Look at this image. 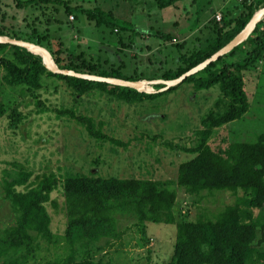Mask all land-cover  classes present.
<instances>
[{
    "label": "trees",
    "instance_id": "obj_1",
    "mask_svg": "<svg viewBox=\"0 0 264 264\" xmlns=\"http://www.w3.org/2000/svg\"><path fill=\"white\" fill-rule=\"evenodd\" d=\"M17 11L46 6L63 7L66 13L82 14L96 27L105 26L111 32L134 31L131 24L116 17L113 8L96 4L87 8L71 5L64 0H12ZM3 0H0V11ZM160 9L178 7L198 0H154ZM264 7V0H241L239 13L230 10L216 16L205 25L207 35L177 58V67L163 72L161 80L173 81L192 68L209 59L231 42L252 20L255 11ZM33 10V8L31 9ZM55 11L58 9H54ZM34 11V10H33ZM58 13V11H57ZM0 36L26 41L44 47L50 53L56 67L73 73L94 74L139 81V77L123 76L121 66L105 69L106 61L94 60L84 53L64 48L63 41L54 45L47 29L39 31L35 20L28 24L31 32H15L1 23ZM26 19V17H24ZM200 31V30H199ZM156 36L171 42L170 33L157 32ZM133 41L134 35L127 38ZM119 34V41L125 43ZM122 43V45H123ZM180 50L185 42L174 44ZM264 58V18L245 42L228 54L211 63L202 71L189 76L181 83H192L196 90L219 86L220 97L202 117L197 132V144L183 148L194 156L178 167L176 180L155 181L140 178L104 177L93 173H66L63 178L56 174H43L28 184L31 173L18 171V177L4 180L6 199L16 215L15 223L0 231V264H143L137 261L120 263L111 258L96 259L89 248L95 243L121 238L120 217H134L139 224H176V239L173 253L166 264H260L264 260V134L254 142H230L225 147L214 149L210 140L218 128L242 118L249 110L244 72ZM2 81L10 87H25L28 92L42 88L44 77L62 80L80 95L100 91L127 103H136L144 98H153L172 91L179 84L157 92L138 91L132 88L104 82L81 79L50 71L42 58L23 46L0 42V73ZM158 88H166L162 82ZM24 94L25 91L21 89ZM35 94V93H32ZM70 119L85 127L91 137L112 144L118 140L102 132L92 118L74 110L62 111ZM5 107L0 103V116ZM11 127L17 128L22 119L19 111L10 114ZM60 185L65 198L67 224L63 235L51 230V217L46 203ZM17 187H24L18 190ZM198 200L205 194L229 192L235 196L231 204L216 213L200 212L193 220L176 221L174 207L178 190ZM258 211V213H257ZM102 247H97L100 251ZM45 253L42 255V251ZM61 251V252H60Z\"/></svg>",
    "mask_w": 264,
    "mask_h": 264
},
{
    "label": "rangeland",
    "instance_id": "obj_2",
    "mask_svg": "<svg viewBox=\"0 0 264 264\" xmlns=\"http://www.w3.org/2000/svg\"><path fill=\"white\" fill-rule=\"evenodd\" d=\"M64 1L87 8L94 5V1L106 9L112 7L116 17L131 24L134 31L118 33L105 26L96 27L84 15L66 13L59 5L44 7L46 17L41 14L42 7L17 11L12 0H3L1 4L0 13H4L1 23L15 32H31L28 24L38 16L42 21H34L36 28L47 29L55 46L61 40L69 51L106 61L105 69L122 65L123 76L133 79L137 76L139 81L146 82L144 86L151 87L147 90L155 92L167 90L158 88L161 75L177 67L179 54L197 47V38L202 42L206 37L205 22L212 18L213 12L224 13L228 9L237 15L241 3V0L226 4L227 0H198L196 5L185 2L178 7L160 9L154 0ZM197 25L200 31L196 30ZM159 31L172 34L173 40L165 42L156 36ZM119 34L125 39L123 45ZM130 35H134L132 42L127 39ZM183 42L182 50L174 45ZM3 75L1 71L0 103L5 107V114L0 116V231L16 220L3 183L5 179L11 181L18 177L19 170L31 173L28 184L50 173L59 178L66 173H93L104 177L176 180L179 165L194 156L183 148L197 144L201 119L220 97L217 85L196 90L192 83H181L172 91L131 104L100 91L80 95L55 77H44L40 90L28 92L25 87L5 85ZM244 78L250 108L242 118L216 130L210 140L214 149L230 142H254L264 134V58L245 71ZM68 109L92 118L103 133L121 144L91 137L84 126L62 113ZM13 110L22 114L15 129L10 125ZM234 200L235 196L229 192L205 194L198 200L180 189L174 207L176 221L193 220L204 211L214 214ZM46 208L52 232L63 235L67 216L61 185L51 194ZM119 229L120 239L89 247L96 253V259L143 264H166L170 260L176 224L143 225L134 217L124 216L119 218ZM97 247L102 248L97 251ZM44 253L45 250L42 255ZM260 264H264V260Z\"/></svg>",
    "mask_w": 264,
    "mask_h": 264
},
{
    "label": "water",
    "instance_id": "obj_3",
    "mask_svg": "<svg viewBox=\"0 0 264 264\" xmlns=\"http://www.w3.org/2000/svg\"><path fill=\"white\" fill-rule=\"evenodd\" d=\"M263 18H264V7L257 14H254L252 20L247 24V26L245 27V29L243 31H241L226 46H224L218 52L213 54L209 59L203 61L202 63H200L196 67L192 68L190 71H188L187 73H185L184 75H182L178 79H175L173 81H163L162 80L161 82L166 85V88H169L173 85H176V84L183 82L189 76H192V75L202 71L207 66H209L211 63L217 61L222 56L228 54L232 49H234L238 45L245 42L246 39L254 32L258 22L261 21ZM0 42H9L11 44L23 46L26 49H28L29 51H31L30 50L31 47L35 48L38 52H33V51H31V52L42 56V58L46 64V67L54 73H59V74H63V75L64 74L65 75L66 74L67 75H73V76L81 78V79H86V80L96 81V82H104V83H108L111 85H117V86H121V87L132 88V89H135L138 91L155 92L154 90L142 89V87L146 83L145 81H130V80H124V79L115 78V77H103V76L94 75V74L73 73L70 71L60 70L56 67V65H55L50 53L48 52V50H46L42 46H38V45L29 43L26 41L13 40V39H9V38H2L1 36H0Z\"/></svg>",
    "mask_w": 264,
    "mask_h": 264
},
{
    "label": "crops",
    "instance_id": "obj_4",
    "mask_svg": "<svg viewBox=\"0 0 264 264\" xmlns=\"http://www.w3.org/2000/svg\"><path fill=\"white\" fill-rule=\"evenodd\" d=\"M230 1H231V0H227V1L224 2V3L226 4L227 2H230ZM223 6H224V5H223ZM225 6H226V5H225ZM228 6H230V5H228ZM228 6H226V7H228ZM171 8H172V7H171ZM221 10H222V9H221ZM220 12H221V11L213 12L214 14H213V13H212L213 15L211 14V15H212V18L215 17V16H216L218 13H220ZM210 17H211V16H210ZM209 19H211V18H209ZM209 19H207V21H208ZM207 21L205 22V25L208 23ZM197 27H198V25H197ZM196 30H200V27L196 28Z\"/></svg>",
    "mask_w": 264,
    "mask_h": 264
},
{
    "label": "bare ground",
    "instance_id": "obj_5",
    "mask_svg": "<svg viewBox=\"0 0 264 264\" xmlns=\"http://www.w3.org/2000/svg\"><path fill=\"white\" fill-rule=\"evenodd\" d=\"M30 50L34 51V52H38L35 48L31 47ZM145 89H151V87L149 86H144Z\"/></svg>",
    "mask_w": 264,
    "mask_h": 264
},
{
    "label": "built area",
    "instance_id": "obj_6",
    "mask_svg": "<svg viewBox=\"0 0 264 264\" xmlns=\"http://www.w3.org/2000/svg\"><path fill=\"white\" fill-rule=\"evenodd\" d=\"M220 18H221V14L218 13V14L216 15V19H217V20H220Z\"/></svg>",
    "mask_w": 264,
    "mask_h": 264
}]
</instances>
